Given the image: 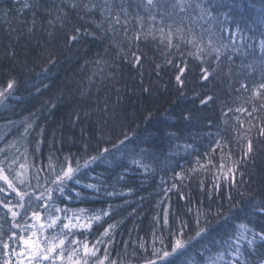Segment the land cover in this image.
<instances>
[{
  "label": "trees",
  "instance_id": "trees-1",
  "mask_svg": "<svg viewBox=\"0 0 264 264\" xmlns=\"http://www.w3.org/2000/svg\"><path fill=\"white\" fill-rule=\"evenodd\" d=\"M72 2L80 4L82 8L88 0H0V69L11 70L12 75L19 77L20 80L18 98L8 101L9 108L0 107V138H2L0 148L5 147V141H15V148L8 149L10 155L14 156L18 163L26 160L27 163L26 171L19 169L18 165L14 167L17 171L24 172L22 178H26L33 185L32 188H26V185H19L17 181L18 186L22 190L26 188L34 195H40L44 185L41 182L40 188L35 187L36 180L32 178L33 173L41 168L44 171L40 172V176L43 177L48 169L50 157L52 166L55 167V157L62 159L69 154L80 156L83 151L82 145L93 136L102 134L104 142L107 143L116 141L121 132L132 129L148 138L142 147L149 149L153 154L151 159L144 161L151 166L149 172L145 174L129 160L121 162L123 167L110 168L107 165H100L89 172V182L99 179L105 186H115L117 190H123L125 193L131 189L130 195L111 198L103 192L97 194L81 185H72V189L82 192L83 199L59 198L57 203L61 206L66 205L74 211L84 209V215L99 212L109 205L118 208V211L113 212L108 218L118 223V234L109 249L110 259L115 260L116 264H142L141 257L151 256V224L154 215L162 208L157 206V201L163 195L161 178L167 181L164 187H168L173 182V170L184 171L189 175V179L184 182L181 192L190 198V203L188 199H181L175 189L168 195L172 209H176L178 215L188 221L189 227L185 229V233L191 232L195 227L192 214L197 209L207 213L212 221L209 226L211 236L203 241L194 238L195 246L186 258V264H193V260L197 262L212 260L215 264H227V261L233 258V254L220 246V238L233 230L238 233L240 224L247 221L241 219L234 227L232 221L226 222L223 217L239 214V210L249 206L252 201L264 199V145L254 159H245L240 165L239 170L243 175L236 176L235 185L230 184L228 179L220 177L217 168H212L211 171L199 169L194 163L195 158L186 155L184 146L192 145L203 154L210 143L207 133L209 131L216 133L219 130L223 137L222 143L226 142L227 148H231V157L227 155L225 148L224 161L227 169L241 156L236 133L232 130L238 127L236 117L245 121V127H247V119H252L253 123H261L255 117L264 116V112L255 113L253 117L247 119L246 113L233 111L228 113V118H225L223 112L229 107L233 110L237 107H247L251 110L252 104L247 102L252 95L251 89L264 81V70L259 67L258 47L259 40L264 38L261 36L264 33V19L261 18V14L264 13V0H226L229 6L213 13L214 15L224 13L228 18V30L219 34L224 43H228L230 36L235 37L236 29L239 28L243 33V43L247 47L242 46L239 51H233L230 46L227 51L231 60L221 57L222 68L211 83L201 81L199 61L186 55L192 50L191 46H181L184 53L183 60L187 62L189 69L185 72L187 80L183 94L177 91L174 79L178 69L164 65V58L157 47V41L149 37L146 42H140V49L148 56L146 61L142 60L144 64L142 77L122 59L120 50L128 52L129 44L137 43L132 39L134 34L140 31L143 37L150 26L157 37L159 36L157 30L161 26L167 32L168 26L171 25L173 30L177 27L182 28L186 36L195 35L197 39L202 36L204 44L207 45L208 26L199 19L198 10L179 12L178 9L174 10L170 6L164 7L153 10L156 15V20L153 21L149 19L148 13L143 8L137 7L138 0H108L106 11L101 12L97 9L87 15L81 11L79 16L70 6ZM93 2L104 5L105 0H93ZM162 12L163 25L160 24ZM117 16L120 17V25L113 23ZM140 17H143L142 21ZM223 18L221 16V19ZM49 21L52 23L50 24ZM125 21L128 29L126 36L123 30ZM141 23L143 29H140ZM73 27H87L101 38L88 37L74 48L65 47V34L71 32ZM113 28L116 29L114 42L107 39L113 37V32L109 31ZM50 32L52 36L49 35ZM212 39L216 41L217 37ZM237 44H240L239 39ZM131 50L135 51V48ZM50 59L55 60L56 63L49 64ZM180 62L181 53H177L174 63L180 64ZM157 63L161 65L159 76L155 71ZM45 67L49 69L47 79L44 80L48 85L47 88L41 83ZM5 76L6 73L0 75V86H3ZM141 79L144 87L152 89L151 95L142 91ZM204 84H207V87H204ZM242 84L247 88H242ZM37 88L40 89L39 94ZM203 94L214 95L215 104H210L200 111L198 120L192 123L185 122L183 113L188 109H199V96ZM50 102L55 103L54 108L47 107ZM105 107L107 111H104ZM148 112L152 114L150 120L145 119ZM33 114L37 116L34 133L31 137L22 138L11 122H19L24 118L31 119ZM74 114H78L80 119L76 120ZM208 121L212 122L211 128L208 127ZM41 128L44 143L37 152L35 133ZM145 129H148V132H145ZM240 131L242 132L243 129ZM169 132H175L176 135L170 137ZM251 135H255V129ZM201 158L207 157L201 155ZM212 159L219 161L220 149H217ZM31 164H35L36 167H31ZM192 168H197V171L192 173ZM121 172H124L123 179L118 178ZM214 183H219V191L213 189ZM0 186L7 187L3 181H0ZM206 193L215 194L209 199ZM71 194L74 196V191ZM229 194L233 198L232 201L228 200ZM3 195L5 194H0ZM14 196L15 194L8 190V199L12 204L18 202V198ZM230 204L232 207L229 211ZM121 205L123 207H119ZM218 208L222 213L220 217L216 216ZM14 210L21 213L17 218L20 228H12L11 214L0 205V225H2L0 232L3 233L0 240L10 244L12 241L8 237L11 232H15L18 237H28L34 230L26 231L25 229L33 221L24 217L22 209ZM30 215L31 213L29 217ZM46 215L47 213L41 208L42 222L46 223L44 220ZM252 219L257 228L264 224V218L260 216ZM169 223L172 225L171 216ZM53 231L60 232L59 223L55 230L49 229L43 235H49ZM96 232L97 226L93 224V233ZM37 235L41 234L38 232ZM176 238L165 235L166 242L168 240L174 242ZM88 239L91 242L94 236H89ZM142 242L145 243L147 251L139 248ZM240 243L244 244L245 256L251 264H260L261 259L264 258V248L257 252H249L245 241L241 240ZM15 246L12 244V247ZM65 247H68L67 240ZM156 247H160L159 243ZM221 254L223 259L220 258ZM67 255L66 252L65 256ZM56 264H66V261L57 260Z\"/></svg>",
  "mask_w": 264,
  "mask_h": 264
},
{
  "label": "snow or ice",
  "instance_id": "snow-or-ice-1",
  "mask_svg": "<svg viewBox=\"0 0 264 264\" xmlns=\"http://www.w3.org/2000/svg\"><path fill=\"white\" fill-rule=\"evenodd\" d=\"M107 3L108 0H105L104 5L94 3L93 0H88L87 3L83 4L82 8L76 2H72L70 6L76 10L79 16L81 11L85 15L94 13L97 9L104 12L106 11ZM169 6L174 10L178 9L179 12H187L190 9L198 10L199 19L208 26L206 29L209 33L207 45L204 44L202 36L200 39L191 34L186 36L182 28L177 27L173 30L171 25L168 26L167 32L161 26L157 30L159 32V36L157 37L150 26L149 30L143 34V37L141 36V32L137 31L132 38L137 43H130L129 51L123 52L121 49L120 54L122 59L126 60L142 77L144 67L142 60L146 61L148 56L147 53H144L140 49V42H146L151 37L154 41L158 42L157 47L164 58V65L178 69L174 79L177 91L183 94L185 81L187 80L185 72L189 71V69L187 62L183 60L182 45L191 46L192 50L188 51L186 55L199 61L200 79L208 83H211L219 75L223 63L221 57L223 56L229 61L231 60V56L227 51L230 46L233 51H239L240 47L247 46L243 43V33L239 28L236 29L235 37L230 36L228 38V43H224L219 35L228 30V18L224 13H220L219 15H214L213 13L220 8L228 7L229 5L226 0H138L137 2V7L143 8L148 13L149 19L153 21L156 20L153 10ZM163 15L162 12L161 25L164 22ZM221 16L224 18L221 19ZM261 18L264 19V13L261 14ZM139 19L142 21L143 17ZM49 23L51 24L52 21H49ZM113 23L120 25V17L117 16ZM97 26L99 27V25ZM140 29H143V23L140 24ZM123 30L126 36L128 31L127 21L124 22ZM109 31L113 32V37H108L107 39L114 42L116 29H109ZM49 35L52 36V33L50 32ZM261 36L264 37V33ZM88 37H92L93 39L101 38L89 31L87 27H73L71 32L65 34L64 46L74 48ZM212 37H217V40L214 41ZM237 39L240 40L239 45L237 44ZM258 47L260 53L259 67L264 70V38L259 40ZM132 48H135V51H132ZM177 53H181L180 64L174 63V57ZM55 63V60H49V64L54 65ZM97 63L100 62L97 61ZM160 70L161 65L157 63L155 65L157 76H159ZM48 72L49 69L45 67L41 83H44V80L47 79ZM5 73L3 86H0V107L7 109L10 106L8 101L18 98L17 92L20 90V80L19 77L12 75L11 70L0 69V75H4ZM140 83L142 91L151 95L152 89L144 87L142 79ZM203 86L207 87V84ZM44 87L47 88L48 85L44 83ZM241 87L247 88L243 84ZM165 90H167L166 86ZM39 92L40 89L37 88V94ZM251 92L252 95L247 101L252 104L251 110L247 107H237L234 110L229 107L226 112H223L225 118H228V113L233 111L235 113H246V119L253 117L255 113L264 112V81L260 82L254 89H251ZM215 102L216 98L212 94L200 95L198 100L200 108L186 110L183 113V120L187 123L198 120L200 118L199 112L203 111L210 104L214 105ZM47 107L54 108L55 103L50 102ZM104 111H107L106 107ZM74 116L76 120L80 119L78 114H74ZM151 118V112L146 113L145 119L150 120ZM255 118L260 120L261 123H253L252 119H247V127H245V121L241 120L240 117H236L238 127L232 130L236 133V141L241 156L238 160L233 161L227 169H225L224 161L227 143H222L223 137L219 130L216 133L211 131L207 133L210 143L208 149L203 154H200L199 149L196 147L186 144L184 146L186 155H192L195 158L194 163L199 169L211 171L212 168H217L220 177L228 179L230 184L235 185L237 183L236 176L238 174L243 175L239 170L240 165L245 159H254L260 151L261 146L264 145V116H256ZM36 119V114H33L31 119L24 118L19 122L12 121L11 125L17 129L18 135L22 138H27L31 137L34 133ZM208 127H212L211 121H208ZM240 129H243V131L241 132ZM253 129H255V135H251ZM145 132H148V129H145ZM168 135L174 137L176 134L175 132H169ZM35 136V151L38 152L40 145L44 143L43 129L41 128L39 132H36ZM147 140L148 138L129 129L128 132H121L120 137H117L116 141H108L107 143L104 142L102 134L93 136L82 145L83 151L80 156L69 154L62 159L55 157V167L52 166V158L50 157L48 169L43 177L40 176V172L44 171L41 168H38L33 173L32 178L36 180L35 187L40 188L41 182L44 185L40 195H34L26 190V188H32L33 185L26 178H22L24 177V172L17 171L14 165H18L19 169L26 171L27 160L18 163L16 158L11 156L8 151L10 148H15V141H5V147L0 148V181H3L7 187L0 186V194H5L0 196V205L11 214L13 221L12 228L21 227L20 223L17 222V218L21 216V213L14 210L18 208L23 210L24 217L33 221L25 230H34L30 232L28 237H18L15 232H11L8 239L12 241V244L16 245L15 247H12V244L6 241L0 240V264H25V261L27 264H56L57 260L66 261V264H116L115 260L110 259L111 253L109 249L115 240V236L118 234V223L108 218L113 212L118 211V208H113L112 205H109L108 208L99 212H91L84 215V209L74 211L66 205L61 206L57 201L59 198H66L67 200L74 198L83 199L82 192L72 189V185H81L83 188L97 194L103 192L107 197L111 198L130 195L131 189H129L128 193H125L123 190H117L115 186H105L104 182L99 179H95V182H89V172H92L94 167L100 165H107L110 168L123 167L121 162L129 160L147 174L151 166L144 161L151 159L153 156L149 149L142 147ZM217 149H220L219 161L212 159ZM25 151H27V148ZM201 155L207 158L202 159ZM227 155L231 157V148H227ZM137 157H140V159H137ZM31 167H36V165L31 164ZM173 171V182L168 187H164L167 181L161 178V192L163 195L157 201V206H162V208L160 212L154 215L151 224V256L141 257L142 264H186V258L189 257L195 246L193 242L194 238L203 241L211 236L209 226L212 221L208 218L207 213H202L199 209L192 214L195 227L191 232L185 233V229L189 227L188 221L183 216L178 215L176 209H172V202L168 194L175 189L176 194L181 199H188L190 203V198L181 192V188L184 182L189 179V175H186L184 171ZM196 171L197 168L191 169L192 173ZM123 177L124 172H121L118 178L123 179ZM17 181H19V185H26V188L22 190L18 186ZM219 187V183L213 184V189L216 191H219ZM201 189L203 190V185H201ZM8 190H11V193L15 194L14 198H18L16 204H12V201L8 199ZM73 191L74 196L71 194ZM214 194L209 195L206 193L209 199ZM232 199L231 194H229L228 200L232 201ZM119 207H123V205ZM231 207L232 205L230 204L229 211ZM41 208L47 213L44 217L46 223L42 222ZM189 212H191L190 208ZM29 213H31L30 217ZM221 215V210L218 208L216 216L220 217ZM170 216L172 218V225L169 223ZM256 216L264 218V199L252 201L249 206L240 209L239 214H230L223 217L226 222L232 221L234 227L235 223L241 219L247 221V223L240 224L238 233L233 230L231 233L225 234L220 238V246L233 254V258L227 261V264H251V261L245 256L244 244L240 243L241 240L245 241L247 251L249 252H257L259 249L264 248V224H261L257 228L252 219ZM58 223L60 232L53 231L49 235H43L49 229L55 230ZM93 224L97 226L96 233H93ZM105 224L107 225L106 227L104 226ZM0 228H2V225H0ZM38 232L41 234L40 236L37 235ZM2 235L3 233L0 232V236ZM165 235L168 237L176 236L177 238L174 242L172 240L166 242ZM89 236H94L91 242L88 239ZM233 239H235V243H233ZM66 240L68 241L67 248L65 247ZM186 241L188 242L186 243ZM213 241L215 242V238H213ZM157 243H159L160 247H156ZM10 248L11 250L9 251ZM101 248H103V253H101ZM125 248H127V244H125ZM139 248L147 251L143 242L139 244ZM66 252L68 253L67 256H65ZM220 258L223 259L222 254ZM193 264H215V261L197 262L193 260ZM260 264H264V258L261 259Z\"/></svg>",
  "mask_w": 264,
  "mask_h": 264
},
{
  "label": "rangeland",
  "instance_id": "rangeland-1",
  "mask_svg": "<svg viewBox=\"0 0 264 264\" xmlns=\"http://www.w3.org/2000/svg\"><path fill=\"white\" fill-rule=\"evenodd\" d=\"M26 262V261H25ZM27 263V262H26Z\"/></svg>",
  "mask_w": 264,
  "mask_h": 264
}]
</instances>
